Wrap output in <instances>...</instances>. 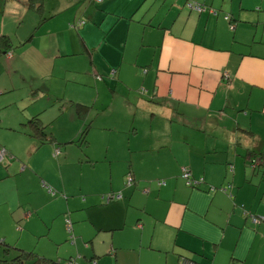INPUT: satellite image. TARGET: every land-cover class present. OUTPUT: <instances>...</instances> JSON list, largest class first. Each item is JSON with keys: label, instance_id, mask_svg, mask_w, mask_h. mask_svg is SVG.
I'll return each mask as SVG.
<instances>
[{"label": "crops", "instance_id": "1", "mask_svg": "<svg viewBox=\"0 0 264 264\" xmlns=\"http://www.w3.org/2000/svg\"><path fill=\"white\" fill-rule=\"evenodd\" d=\"M2 35L0 95L24 91L9 136L28 146L0 138V245L264 264V0H0Z\"/></svg>", "mask_w": 264, "mask_h": 264}, {"label": "rangeland", "instance_id": "2", "mask_svg": "<svg viewBox=\"0 0 264 264\" xmlns=\"http://www.w3.org/2000/svg\"><path fill=\"white\" fill-rule=\"evenodd\" d=\"M16 84L18 83V81H16ZM21 83V80L20 82ZM23 93L24 91L22 89H18V90H14L12 92H9L7 94H2L0 95V138L2 137V139H4V141L6 142V146L12 150H14L15 152H17L18 154H22L26 151V148L28 146V144L26 143V141H21L22 139L20 138H15V137H10L9 134H11V130L10 128H13V126L18 127V130H22L23 132V128L21 127V123L22 118H23V110L21 109L22 107H20L21 105V101H20V95L19 93ZM5 96V99H4ZM11 98L12 101L10 103H4L6 99ZM4 100V102H3ZM16 100H18L16 102ZM14 101V103H12ZM12 103V104H11ZM9 136V137H8ZM20 137V136H19ZM77 142L74 143L75 146H81L83 144L82 139H78L76 140ZM2 144V143H1ZM46 142H42V144L40 145V147L42 146H47ZM3 145V144H2ZM1 145V146H2ZM1 150V149H0ZM0 155H4L0 152ZM15 177H11L9 178V180L11 181V183L15 182ZM1 187V186H0ZM16 196L14 197L15 201H18L20 199H24V198H28V197H32V195L30 194H25V196H19L17 194H15ZM31 242L26 240V241H22L21 243L24 244L26 246V242L27 245L30 247V249H27L26 251H30V250H34L35 252H37L38 250L36 249L35 246H38L41 248V244L39 243L40 238L38 239V235H35L34 238H30ZM3 249L8 250L7 253L2 252ZM16 251L11 250L10 248H8V245L6 244H2L0 245V258H9L11 255V253H15ZM38 254V252H37ZM39 256H42L40 254H38ZM51 258H59L58 254L56 255V252L54 255H50ZM68 258V257H67ZM66 258V259H67ZM65 263V261L63 262V264Z\"/></svg>", "mask_w": 264, "mask_h": 264}, {"label": "trees", "instance_id": "3", "mask_svg": "<svg viewBox=\"0 0 264 264\" xmlns=\"http://www.w3.org/2000/svg\"><path fill=\"white\" fill-rule=\"evenodd\" d=\"M80 25H76L75 27H80L83 24V21L79 22ZM12 42L11 39L8 36L2 35L0 36V55L6 54L7 52L11 51L12 49ZM29 122L35 127L39 134V138L46 139L47 135L43 133V128L40 127L38 124L39 120L37 118H33L29 120ZM86 131V130H85ZM84 131V133H85ZM48 139H51V137H48ZM81 139V138H80ZM4 155L6 154L5 151H1ZM3 159V156L0 160ZM17 251L13 253L14 255L10 256L9 258H0V264H58L57 261L53 260H47L38 257L33 252H24L22 250H19L15 248ZM4 251L7 253L8 250L4 249ZM62 263L63 262H59Z\"/></svg>", "mask_w": 264, "mask_h": 264}, {"label": "built area", "instance_id": "4", "mask_svg": "<svg viewBox=\"0 0 264 264\" xmlns=\"http://www.w3.org/2000/svg\"><path fill=\"white\" fill-rule=\"evenodd\" d=\"M94 1H96V2H101L102 0H94ZM192 7H194V9H197V10H201V9H202L200 6H197V5H194V6H192ZM80 24H81V23H79V25H80ZM98 79H100V78L98 77ZM2 154H3V153H2ZM2 156H3V155H0V159L2 158ZM181 177L184 179V181L186 182L187 185H193V184H196V182L193 181V180L191 179L190 172H189V170H188L187 168H183V169H182ZM199 181L201 182V179H200ZM132 182H133V177H132L131 175H128V178H127V183H128V185L131 184ZM48 192H49L50 194H54V192H53L52 189H48ZM117 197H119V196H117ZM70 227H71L70 222L67 221V222H66V228L69 230ZM182 264H194V263H192V262H190V261H186V260H184V261L182 262Z\"/></svg>", "mask_w": 264, "mask_h": 264}]
</instances>
